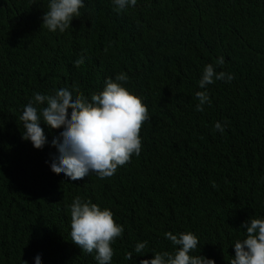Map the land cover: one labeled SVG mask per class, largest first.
<instances>
[{
    "label": "trees",
    "instance_id": "obj_1",
    "mask_svg": "<svg viewBox=\"0 0 264 264\" xmlns=\"http://www.w3.org/2000/svg\"><path fill=\"white\" fill-rule=\"evenodd\" d=\"M48 2L0 0V264H35L37 254L42 264H97L71 241L75 196L124 227L111 264L172 251L169 231L194 233V255L229 264L241 224L264 218V0H137L122 13L112 0H84L63 33L41 27ZM220 56L216 70L234 79L208 85L211 104L196 111L203 68ZM121 72L150 114L141 154L106 179L55 174L51 140L62 129L41 121L49 143L34 148L21 138L24 106L73 84L90 98ZM139 241L148 253L125 259Z\"/></svg>",
    "mask_w": 264,
    "mask_h": 264
},
{
    "label": "clouds",
    "instance_id": "obj_2",
    "mask_svg": "<svg viewBox=\"0 0 264 264\" xmlns=\"http://www.w3.org/2000/svg\"><path fill=\"white\" fill-rule=\"evenodd\" d=\"M112 3L113 10L122 13L136 6L137 0H112ZM84 6V0H49L41 27L63 33L72 27L73 18L81 17L80 10ZM84 62L85 56L81 54L73 63L79 68ZM224 63V57L220 56L215 64L209 63L203 68L198 81L203 90L195 93L196 111L202 112L205 104H211L208 85L217 80L231 82L234 79L232 73L216 70ZM128 80L126 73H118L115 79H106L103 90L91 93L90 98L75 84L71 89H56L52 94L34 93L19 117L23 125L21 138L30 141L36 149H43L49 142L41 121L49 129H62L51 140L56 153H50V168L55 174L63 173L70 181L81 180L93 173L100 179L112 177L119 167L131 161L133 155L139 157L141 154L140 131L144 122L150 119L142 99L124 86ZM214 129L223 134L225 125L217 121ZM68 208L71 241L82 253H95L97 264H111L112 245L124 233V227L115 221L112 211L80 196H75ZM240 228L245 230V236L232 245L234 255L229 264H264V218H248ZM164 235L173 250L155 252L150 259H142L140 264H216L214 259L193 254L199 245L194 233L173 234L169 231ZM147 246V241L137 242L133 250L126 253L125 259L133 261L134 253H148L145 252ZM35 264H42L39 254Z\"/></svg>",
    "mask_w": 264,
    "mask_h": 264
}]
</instances>
